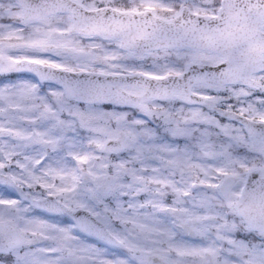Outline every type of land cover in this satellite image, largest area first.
<instances>
[{"label":"snow or ice","instance_id":"6c2138e0","mask_svg":"<svg viewBox=\"0 0 264 264\" xmlns=\"http://www.w3.org/2000/svg\"><path fill=\"white\" fill-rule=\"evenodd\" d=\"M258 238L264 0H0V264H264Z\"/></svg>","mask_w":264,"mask_h":264},{"label":"clouds","instance_id":"9594fccd","mask_svg":"<svg viewBox=\"0 0 264 264\" xmlns=\"http://www.w3.org/2000/svg\"><path fill=\"white\" fill-rule=\"evenodd\" d=\"M101 2L107 4L109 0H93V4H100ZM115 2L123 5L127 3V0H115ZM198 3L203 5L206 9L211 11L213 8L218 7L219 0H198ZM104 47L106 48H113L114 44L110 41H103L102 42ZM100 67H103L102 65ZM213 139L215 140L216 143L222 142V137H217L213 136ZM239 155H247L249 159L251 160L252 158L256 157L255 153H249L248 150L242 146L240 147H235L234 149ZM257 159H260L257 157ZM189 208H192V205H188ZM221 212H224L228 215L229 219H236L235 217L232 216L231 212L229 209L226 207L218 209ZM193 211H199L198 209L193 208ZM186 238H191V237H186ZM253 243L256 244H264V239H256L253 241ZM214 264H238V262L235 260V258L232 256L229 246L225 243L222 245V251L219 252V258L218 260L214 261Z\"/></svg>","mask_w":264,"mask_h":264},{"label":"rangeland","instance_id":"374dc122","mask_svg":"<svg viewBox=\"0 0 264 264\" xmlns=\"http://www.w3.org/2000/svg\"><path fill=\"white\" fill-rule=\"evenodd\" d=\"M149 63H151V61H149Z\"/></svg>","mask_w":264,"mask_h":264}]
</instances>
